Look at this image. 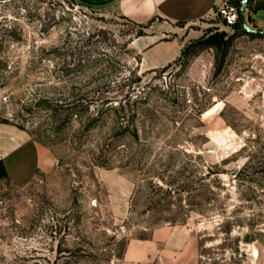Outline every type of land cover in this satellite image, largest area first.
Masks as SVG:
<instances>
[{"label": "rangeland", "instance_id": "1", "mask_svg": "<svg viewBox=\"0 0 264 264\" xmlns=\"http://www.w3.org/2000/svg\"><path fill=\"white\" fill-rule=\"evenodd\" d=\"M261 7L234 27L155 20L185 49L145 71L134 42L152 25L0 3V124L41 152L25 188L0 180V264H127L132 241L161 264L174 235L197 264H264V37L244 27L264 30Z\"/></svg>", "mask_w": 264, "mask_h": 264}, {"label": "crops", "instance_id": "2", "mask_svg": "<svg viewBox=\"0 0 264 264\" xmlns=\"http://www.w3.org/2000/svg\"><path fill=\"white\" fill-rule=\"evenodd\" d=\"M9 1L12 0H0V3ZM72 1L90 10L114 12L137 26L152 25L147 35L137 38L134 42V47L140 55L141 67L145 71H154L174 64L182 57L185 49L183 40L177 39L173 32L167 29L159 32L161 25L159 22L154 23L155 20L162 19L167 24L191 25L214 18V11L222 4V0ZM258 11L264 14V7L256 10ZM257 24L264 25V20L258 21ZM40 159L41 152L27 133L14 126L0 124V180H7L11 187L17 190L25 188L34 179ZM176 238L174 235L166 240V250L161 259H157L158 262L197 264L194 247L183 255L175 253L173 244L178 240ZM149 248L146 242L132 241L128 246L125 262L147 264Z\"/></svg>", "mask_w": 264, "mask_h": 264}, {"label": "built area", "instance_id": "3", "mask_svg": "<svg viewBox=\"0 0 264 264\" xmlns=\"http://www.w3.org/2000/svg\"><path fill=\"white\" fill-rule=\"evenodd\" d=\"M214 15L227 27H234L240 23L241 5L235 4L234 0H222L221 6L216 8Z\"/></svg>", "mask_w": 264, "mask_h": 264}, {"label": "water", "instance_id": "4", "mask_svg": "<svg viewBox=\"0 0 264 264\" xmlns=\"http://www.w3.org/2000/svg\"><path fill=\"white\" fill-rule=\"evenodd\" d=\"M251 1H253V0H243V1H242V4H241V14H242V16L244 17V23H245V21H246L248 24L251 23V17H247V18H245V11H246V9H247V7H248V5H249V3H250ZM244 27H245L246 31L249 32V33H253V34H264V30H262V31L251 30V29H249V27H247V25H245V24H244ZM253 255H254L255 259H258V256H259V250H258L257 247H254V248H253Z\"/></svg>", "mask_w": 264, "mask_h": 264}, {"label": "trees", "instance_id": "5", "mask_svg": "<svg viewBox=\"0 0 264 264\" xmlns=\"http://www.w3.org/2000/svg\"><path fill=\"white\" fill-rule=\"evenodd\" d=\"M239 1L240 0H234V3L237 4V5H240V2ZM249 35H255V34H251L250 33ZM257 36H263L264 37V34H257ZM126 131H128L130 133V131H129V129L127 127H126ZM131 135L133 136L134 139H137L138 138V135L136 133H131Z\"/></svg>", "mask_w": 264, "mask_h": 264}]
</instances>
